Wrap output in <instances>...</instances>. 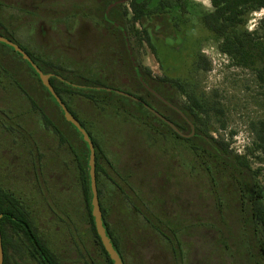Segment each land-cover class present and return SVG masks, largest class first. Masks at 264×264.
I'll list each match as a JSON object with an SVG mask.
<instances>
[{
	"label": "rangeland",
	"instance_id": "obj_1",
	"mask_svg": "<svg viewBox=\"0 0 264 264\" xmlns=\"http://www.w3.org/2000/svg\"><path fill=\"white\" fill-rule=\"evenodd\" d=\"M192 1L200 10L212 9L211 2L209 6L204 0ZM96 5V0H0V21L22 44L36 48L74 75L98 79L106 88L114 85L132 91L131 84H123L118 75L123 70L112 55L118 49L115 36L103 35L90 11ZM256 14L249 26L253 21L257 24L260 16ZM158 29L162 38L158 57L146 44L134 43L140 63L154 76L195 90L210 107L209 135L223 138L236 154L251 153L248 159L256 176L252 188L256 186L264 195V148H259L264 147V86L253 70L222 54L218 40L201 27L183 51L181 38L170 30L162 35ZM198 54L205 56L209 70L195 66ZM95 96L97 104L87 103L83 96L72 103L101 146L99 163L110 176L99 174L102 202L128 264H264L255 248L245 246V213L237 205V196L223 191L228 185L224 181L214 186L202 161L195 159L192 142L182 143L169 132L153 128L127 99L106 92ZM175 99L180 105L187 101L185 94ZM23 107V101L16 99V115ZM60 154L53 157L48 150L46 154L49 201L63 211L64 232L72 229L78 245L83 246V239L84 251L87 247V260L72 249L63 253V264H108L90 225L81 168L77 171L70 152ZM23 181L12 180L11 189L24 202ZM219 199L223 207L218 206ZM166 226L177 230L181 263L172 252L173 245L158 231ZM63 241L71 247L70 239ZM9 264L30 262L11 254Z\"/></svg>",
	"mask_w": 264,
	"mask_h": 264
},
{
	"label": "trees",
	"instance_id": "obj_2",
	"mask_svg": "<svg viewBox=\"0 0 264 264\" xmlns=\"http://www.w3.org/2000/svg\"><path fill=\"white\" fill-rule=\"evenodd\" d=\"M96 2L97 5L93 9H90V11L96 16L95 19L99 22V27L103 29V35H108L109 37L111 35L115 36V42L119 49L113 51L112 55L118 57L121 62L123 70L122 83L131 84L133 88L132 91L123 90L139 97L151 107L152 104H157L163 110L169 109L149 92L139 79V75L130 60L125 38L120 27H123L128 33L142 80L167 101L184 109L186 116L196 125V136L189 139L193 143L195 159L198 158L202 161V168L206 173L210 174L215 187L219 180L224 181L228 185L223 191H230L229 193L237 196V205L242 207L241 210L245 213V235L247 236L244 242L245 246L255 248L256 252H254L256 255L264 259V195H262L260 189L256 188V186L252 188L256 176L248 159L251 153L247 150L244 154H236L230 149V143H226L223 138L219 140L211 137L206 120L210 112L208 104L196 96L195 90L188 91L178 81L154 76L149 68L144 67L140 63L134 49V43L140 47L146 44L152 49L153 54L158 57L157 46L162 43V38L159 35L160 29L158 28H161L162 35L167 34V31L170 30L176 38H181V51H183L184 48L194 42L198 28L201 27V29L212 34L218 40V49L222 54L228 56L236 65L253 70L258 82L264 86V16H260L253 31L248 30L251 17L255 13H261L264 10V0H210L212 9L207 11L200 10L199 6L192 0H96ZM155 21L158 22V25L154 23ZM5 47L10 53L8 47ZM194 61L197 68L205 71L209 70L210 64L205 59V56L198 54ZM67 72L73 78H78V75H74L73 71L68 70ZM75 82L87 84L88 87L85 92L90 93L92 100L96 98L93 96V93L99 94L102 92H106L108 95L112 93L114 97L127 99L133 107L147 116L149 124L154 126L155 129H161L164 134L166 131L172 135L175 134L166 123L154 116L144 105L123 95H118L114 90L104 89L106 88V84L104 85L98 79L87 76V83L82 80ZM109 88L119 89L114 85ZM95 89H99L100 91H95ZM73 90L84 91L79 89ZM141 93H144L151 101L148 98H144ZM177 94L178 96L186 95L187 101L184 105L176 102L175 97ZM222 126L223 128L225 127L224 124ZM178 127L180 126L178 125ZM186 132L190 133V125H187ZM88 133L92 135L90 132ZM80 137L82 140L83 136L81 134ZM91 137L98 152L97 141L93 136ZM84 145L87 155H83L79 167L83 174L89 221L93 233L101 245L104 254L107 256L109 264H113L97 234L91 216L93 192L89 167L90 153L87 145L85 143ZM259 148L264 147L260 145ZM99 161L100 158L97 153L96 175L100 198L102 190L99 186V174L101 171ZM222 177L225 180H221ZM219 200V207H223L224 201ZM101 208V212L105 217V227L113 246L127 263L121 243L110 229L102 205ZM158 231L173 245L172 252L181 263V242L179 241L177 230L166 226L158 228ZM9 263L10 255L7 248L4 247V264Z\"/></svg>",
	"mask_w": 264,
	"mask_h": 264
},
{
	"label": "flooded vegetation",
	"instance_id": "obj_3",
	"mask_svg": "<svg viewBox=\"0 0 264 264\" xmlns=\"http://www.w3.org/2000/svg\"><path fill=\"white\" fill-rule=\"evenodd\" d=\"M4 25L0 21V35L19 46L31 60L26 59L13 47L0 41V214H2L3 248H7L10 257L11 254L12 257L18 258L24 256V259H28L30 264H63V253H68L72 249L77 255H81L83 260H87V247L85 251V247H83L84 240L81 239L82 248L78 245L79 238L72 229H68L67 233L64 232L63 211L49 201L51 189L48 186L46 162L47 150L53 157H55V153L58 157L62 155L60 153L70 152L78 171L81 158L84 154L87 155L84 147L86 142L83 138L81 140V133L66 118L63 108L55 102V97L45 84L43 76H48L51 86L69 113L91 134L92 132L87 128L85 121L76 111L72 100L80 96L87 98V103L90 104H97V100L96 98L92 100L90 93H85L87 84L75 82L82 80L87 83V77L73 78L67 72L69 69L54 63L36 48L22 44ZM4 45L8 47L10 53ZM131 51V54L129 51L128 53L133 65L132 58L135 57L132 47ZM7 57H11V59H6ZM115 58L116 63L121 65L119 58ZM118 75L123 77V71ZM73 89L84 91H74ZM113 90L125 92L123 89L114 88ZM95 91L100 90L95 89ZM96 94L98 93H93V96ZM129 94L141 100L132 93ZM152 94L169 109L162 110L157 104H152V108L171 121L178 130L151 112L142 100L137 101L132 97H125L144 105L147 110L175 132L173 135L180 142L190 143L189 139L196 136L197 127L186 116L185 110L170 103L160 94L165 101L154 93ZM16 99L24 103V107L17 115L14 109ZM187 125H190V133L186 132ZM152 127L154 128V126ZM188 135L191 136L188 137ZM81 136L83 135L81 134ZM53 145L58 152L54 147H51ZM97 146L98 152L95 146L96 158L97 153L100 158L101 146L98 141ZM52 162L54 161L52 160ZM102 171L107 173L101 166L100 172ZM52 177L53 175L50 178L52 179ZM21 179L24 180L25 196L27 197L24 202L20 195L11 189L12 180H15L14 183H16ZM54 184L57 183L54 182L52 185L54 186ZM114 184L121 188L117 182ZM102 195L99 198L100 206L102 205L107 218L108 211L103 205ZM136 196L139 197L138 193ZM135 208L138 210L137 206ZM103 218H105L104 215ZM75 230L77 233V229ZM65 238L70 239L71 247L64 245L63 239ZM103 259L109 264L106 255ZM124 263L127 264L125 260Z\"/></svg>",
	"mask_w": 264,
	"mask_h": 264
},
{
	"label": "water",
	"instance_id": "obj_4",
	"mask_svg": "<svg viewBox=\"0 0 264 264\" xmlns=\"http://www.w3.org/2000/svg\"><path fill=\"white\" fill-rule=\"evenodd\" d=\"M124 38H125V43L126 46L128 48L129 53L131 54V44H130V40H129V36L127 31L123 28L120 27ZM0 41L3 43H6L7 45L13 47L18 53L22 54L26 59H30V57L27 55V53H25L19 46H17L16 44H14L13 42H11L10 40L6 39L5 37H3L2 35H0ZM133 59V66L137 72V74L139 75V79L142 81L143 85L146 87V89L152 93H154L155 95H157L158 97L161 98V96L152 88H150L140 77V71L138 68V64L137 61L135 60V58ZM38 69V68H37ZM39 70V69H38ZM39 72L41 73V71L39 70ZM42 74V73H41ZM43 79L45 81V84L47 85V87L49 88L50 92L54 95L55 97V102L60 105L65 113L66 118L72 122L74 124V126L78 129V131L83 135V140L86 142L89 152H90V159H89V167H90V178H91V188H92V192H93V201H92V211H91V215L96 227V231L97 234L99 236V238L101 239L103 246L105 248V250L107 251V253L109 254L110 259L113 261L114 264H125L123 259L121 258V256L119 255V253L117 252V250L114 248L113 243L111 241V238L109 237L106 227H105V221L103 218V214L101 212V206H100V200H99V193H98V185H97V175H96V150H95V145L94 142L91 138V136L89 135V133L81 126V124L79 123V121L77 119H75L68 111V109L66 108L65 104L62 102V100L57 96L54 88L51 86L49 80H48V76H43ZM106 90H113L111 88H104ZM116 93L123 95V96H127V97H132L134 99H136L137 101H141L138 98H135L134 96H132L131 94L127 93V92H123L121 90H115ZM163 99V98H161ZM164 100V99H163ZM165 101V100H164ZM144 105L154 114H156L158 117H160L161 119L165 120L167 123H169L170 125H172L176 130H178L171 121H168L164 116H162L159 112H157L154 108H152L151 106H149L148 104L144 103ZM194 133V130H193ZM191 135H188V137H190ZM1 219H2V214H0V264H4V248H3V242H2V233H1Z\"/></svg>",
	"mask_w": 264,
	"mask_h": 264
},
{
	"label": "clouds",
	"instance_id": "obj_5",
	"mask_svg": "<svg viewBox=\"0 0 264 264\" xmlns=\"http://www.w3.org/2000/svg\"><path fill=\"white\" fill-rule=\"evenodd\" d=\"M204 3L205 4H208L210 6V0H204ZM256 15H259V16H264V10L261 11V13L259 14H256ZM255 28V21L252 22V24L249 26V31H253Z\"/></svg>",
	"mask_w": 264,
	"mask_h": 264
}]
</instances>
